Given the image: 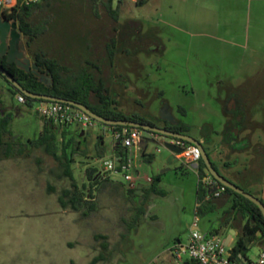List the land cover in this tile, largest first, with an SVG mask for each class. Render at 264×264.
<instances>
[{
    "label": "rangeland",
    "instance_id": "374dc122",
    "mask_svg": "<svg viewBox=\"0 0 264 264\" xmlns=\"http://www.w3.org/2000/svg\"><path fill=\"white\" fill-rule=\"evenodd\" d=\"M111 6L118 8L117 18L108 0H55L56 26L50 36L54 49L69 55L66 40L79 34L91 44L86 52L104 60L107 44L115 38L114 63L105 70L118 110L158 126L187 123L189 135L213 139L224 156L222 86L227 78L242 76L252 47H264V0H113ZM26 57L33 68L28 51ZM41 77L51 81L46 74ZM0 99L13 113L12 137L36 138L44 124L38 105L19 102L1 74ZM81 131L87 134L82 149L92 156L100 129L79 124L65 128L67 137ZM57 136L61 143L60 131ZM161 138H144L152 160L142 151L131 153L137 179L146 186L145 176H160L157 185L165 193H151L146 199L142 192L130 195L123 185H113L112 179L124 181L122 174H115L92 188L94 197L85 196L95 203L92 210L86 202L78 211L60 206L58 195L66 181L50 175L55 162L41 150H32L27 159L0 160V264H172V247L178 238L186 243L188 224L196 218L198 174L194 164L178 159L165 136ZM105 143V155H111V134L105 135ZM90 156L78 151L73 165L85 194L86 168L100 167V159ZM220 170L225 173L221 164ZM227 210L217 206L200 216L206 225L202 233L212 235L209 229L218 226ZM96 233L107 239H95ZM102 241L108 243L105 251ZM102 251L107 259L99 260ZM259 251L253 246L249 256L256 258Z\"/></svg>",
    "mask_w": 264,
    "mask_h": 264
},
{
    "label": "trees",
    "instance_id": "16d2710c",
    "mask_svg": "<svg viewBox=\"0 0 264 264\" xmlns=\"http://www.w3.org/2000/svg\"><path fill=\"white\" fill-rule=\"evenodd\" d=\"M54 1L55 0H39L30 4L18 5L11 11H0V17L17 22L18 29L26 37L25 44L27 51L32 56L33 61L38 65V71L51 76V83H46L41 80L40 76L33 70L27 71L19 67L15 62H9L6 56L0 57V64L30 92L52 95L82 103L96 114L108 119H125L157 125L154 121L141 115H129L118 110V100L112 93L105 70V66H112L114 63V49L116 47L115 38H112L111 43L107 44V58L104 60L99 56L92 57L93 54L91 52H86V49H90L91 51V44L88 40L85 41L84 36H79V34L73 35V39H71L72 37L70 38L72 42L69 44V47H71L72 51L69 55L54 49L53 43L50 41V38H52L50 36L52 32H54L56 26V24L54 25L52 13ZM93 1L94 3L97 2V0ZM143 1L144 0H141V3ZM108 2L109 7L113 11V15L117 18L118 8H112L111 5L113 0H108ZM48 41L50 42L48 43ZM82 48H84V50ZM8 83L10 84L9 90L14 95H24L26 99L25 104L28 107L32 108L38 102L44 101L43 99L28 96L11 82L8 81ZM2 109L3 104L0 99V160L27 159L31 157L32 150H41L55 162V165L49 168L50 175L59 181H66V186L63 187L58 195L60 206L64 209L70 208L71 210L78 211L86 202L88 203L89 209H94L95 203L89 202L90 200L86 199L85 196L89 195L90 197H94L92 188L105 181L109 182L110 177L106 176L98 165H89L86 168V176L89 181V192L86 194L83 192L81 186L77 182L73 166L76 162V154L78 151L82 150L84 155L87 157L90 156L82 149L81 140H75V137L67 138L64 134L63 140L59 143L54 123L44 116L43 128L36 138H29L28 140L15 139L9 132L10 124L13 120V113L9 111L3 114ZM99 124L101 130L97 135L95 154L90 156L91 158H102L106 153L105 135L108 124L102 122ZM110 126L122 127L121 125ZM163 126L182 133H187L191 129V126L187 123L172 124L170 122H165ZM114 150L121 155L126 153L124 148L120 145L115 147ZM206 150L208 154H210L207 146ZM143 154L148 160H152L154 157L153 154H147L145 151H143ZM36 160L40 163L39 158L36 157ZM212 163L220 172L217 163L213 160ZM197 169L198 177L202 178L207 170V165L203 158L199 160ZM159 180L160 176H157L149 185L142 187L145 199L150 196L151 193H165V191L160 189L157 185ZM112 183L116 186L121 185V183L114 184V181H112ZM49 190L53 191L55 189L54 187H50ZM127 191L130 195H133L135 192L134 189H127ZM211 192L208 185L198 180L196 215L204 216L206 213L213 210V198L207 199V196L211 194ZM223 195L234 196V204L230 210L225 212L220 228L226 226L237 228L238 221L247 219L232 247L230 256L236 259L239 254H242L249 259L247 254L249 247L258 240L259 233L264 235V215L255 202L229 187H227ZM233 210H236L235 216H228ZM83 214H86V211H84ZM217 231L219 230L217 229ZM95 239L106 240L107 235L96 233ZM101 245L104 251L108 249V243L106 241H102ZM98 259H107L105 252L102 251Z\"/></svg>",
    "mask_w": 264,
    "mask_h": 264
},
{
    "label": "crops",
    "instance_id": "0c3cea01",
    "mask_svg": "<svg viewBox=\"0 0 264 264\" xmlns=\"http://www.w3.org/2000/svg\"><path fill=\"white\" fill-rule=\"evenodd\" d=\"M21 40H23V37L18 39L17 43L14 42L12 44H8L9 46H11V53L13 55L20 56V52H24V55H26V50H24L23 45H21ZM69 40L70 38L67 40L66 44V46L68 47L72 42ZM250 51V57H245L248 58L247 63H243L245 64V66L242 67V76L237 80L233 78H227V82L222 86L223 96H221L219 100L223 106V110L225 113L226 125L225 131L222 132L223 135L221 137H224L223 141L224 139L226 141L225 145L220 144V148L225 152V155L222 156V152L218 150L219 147L213 139H198L201 140L205 148L206 146L209 148V155L211 159L215 161L219 165V167L220 164L223 165L225 173L221 170L220 171L224 176L244 188L246 191L254 194L264 202V47L254 46ZM53 123L55 125L56 132L60 131L62 137L65 134V128L69 129L71 126L63 124L61 125L55 122ZM92 129L98 130V128ZM86 135L87 134L85 132L81 131L70 133L68 137H66H76V139L78 140L84 138L85 140L87 139ZM140 144L141 149H139L138 147H134L131 152L133 150L143 152V147L146 145L145 140L142 139ZM113 154H115L114 149L111 155ZM194 165L197 168V164L194 163ZM112 181L116 183L120 182L116 179H112ZM145 182L148 185L151 183L147 182L146 180ZM143 186L144 185L142 184V182L138 180L136 187L134 188V194H139L140 192L144 194L142 190ZM233 204L234 196L222 195L220 197L213 198L212 207L213 210L217 206H223L224 208L230 210ZM235 214L236 210H233L228 214V216H235ZM223 216L221 217V219H219L218 226L211 227L209 229V232L211 234H221L223 236L224 243L228 241V248L232 249L236 242L238 234L240 233L241 228L247 219L238 221L237 228L228 226L220 228ZM199 217L200 216L196 215L194 221L188 224L189 231L187 232L186 243H183L182 239L178 238L175 245L172 247V252L175 246L187 245L191 232L193 230H200L202 232V228L206 229V225L201 224V220L199 219ZM217 229L219 231H217ZM231 229H233L234 232L232 236L229 237V235L231 234ZM258 236V240L249 247L247 251L249 259H247L246 257V260L252 259L249 256V251L253 246H258L260 248L258 255L261 251L264 250V235L259 233ZM171 263L197 264L188 256H184V259L182 261H178L174 257V255H172Z\"/></svg>",
    "mask_w": 264,
    "mask_h": 264
},
{
    "label": "built area",
    "instance_id": "2783aa9c",
    "mask_svg": "<svg viewBox=\"0 0 264 264\" xmlns=\"http://www.w3.org/2000/svg\"><path fill=\"white\" fill-rule=\"evenodd\" d=\"M39 0H0V11L11 10L14 7L22 4H30ZM17 100L21 103H25L26 99L24 95L18 94ZM37 111L47 119L63 125H75L79 124L88 128H98L100 122L97 121L90 114L84 110L63 101H49L44 100L37 103ZM115 141L121 142L126 148V153L113 154L104 157L102 166L104 174L109 173V177L115 174H122L124 182H126L130 188H135L137 184V177L134 173V162L131 150L134 147L141 149V140L146 138L153 140L162 139L153 131H146L137 126L122 125V127H110L109 130ZM167 142L176 145L181 148L180 152H173L178 159L188 164H198L202 158L201 149L198 145L187 142L182 138L165 137ZM160 151V148H157ZM107 176V175H106ZM113 178V177H111ZM147 182H153V178L145 176ZM202 182L208 185L211 189V194L207 196V199L220 197L222 192L226 190V185L220 183L209 172H207L202 178ZM173 255L178 261H182L184 256H188L191 260L199 264H264V250L260 254L251 260L242 262L238 258L234 259L230 256L224 240L217 234L205 235L200 230H193L191 232L187 245L175 246L173 249Z\"/></svg>",
    "mask_w": 264,
    "mask_h": 264
},
{
    "label": "water",
    "instance_id": "95a60500",
    "mask_svg": "<svg viewBox=\"0 0 264 264\" xmlns=\"http://www.w3.org/2000/svg\"><path fill=\"white\" fill-rule=\"evenodd\" d=\"M22 35L23 34L21 33V31L18 29V24H17L16 21H9V20H6V19H5V21H2L0 19V47H2L4 50L6 49V47H7V45L9 43L10 44H12L14 42L17 43V40L20 39L22 37ZM21 45H23L24 50L27 51L26 44L23 43ZM3 54H4V52H0V55H3ZM20 54H21L20 56H16V55H13L10 52V54H8V61L9 62H15L19 67L24 68L27 71L33 70L36 74H38L40 76L41 80L46 82L41 77V74H44V73H40L38 71V65L35 62H33V68H30L29 65L27 64V63H29V60L26 57V55H24V52H20ZM35 68H37V70ZM0 73H2L6 77L7 80H9L11 83H13L16 87H18L20 90H22L26 95H28L30 97L39 98V99H43V100H49V101L68 102V103H70V104H72V105L84 110L85 112L90 114L92 117H94L97 121L102 122V123L111 124V125L137 126V127L143 128L146 131H154V132H158L160 134H164L166 136L182 138V139H184L186 141H189L191 143H194V144L198 145L200 147V149H201L202 158L204 159V161H205V163L207 165V168L210 171V173L216 179H218L221 183L226 185L227 187L235 190L236 192L246 196L247 198H249L250 200L255 202L259 206V208L261 209V211H262V213L264 215V202L260 198L255 196L254 194L246 191L244 188H242L241 186H239L236 183L232 182L231 180L226 178L224 175H222L214 167V165L212 163V160H211V157L208 154V152H207L204 144L201 142V140H199V139H197V138H195V137H193V136H191L189 134L176 132V131H173V130H170V129H167V128H164V127H160V126H154V125H151V124H146V123L137 122V121H133V120L108 119V118H105V117H102V116L96 114L89 107H87L86 105H84L82 103L71 101V100L62 99V98H59V97H56V96H52V95H44V94H37V93L30 92L29 90L25 89L15 79V77L11 73H9L1 64H0ZM49 77H50V79L52 81V77L51 76H49ZM51 81L49 83H51ZM147 139H149V138H147ZM165 144L172 152H180L181 151V148H178L176 145H174V144H172L170 142H166ZM146 147H147V144L143 147L144 151L146 150ZM233 232H234V230L231 229V234L229 235V237L232 236ZM225 245H226L228 251L231 252L232 249L228 248V241L225 242ZM238 260H240L242 262H245L246 261V257L243 256L242 254H239Z\"/></svg>",
    "mask_w": 264,
    "mask_h": 264
},
{
    "label": "flooded vegetation",
    "instance_id": "af4514ba",
    "mask_svg": "<svg viewBox=\"0 0 264 264\" xmlns=\"http://www.w3.org/2000/svg\"><path fill=\"white\" fill-rule=\"evenodd\" d=\"M23 5V4H22ZM15 8V7H14ZM13 8V9H14ZM12 10V9H11ZM11 10H8V11H11ZM2 21H5V19L4 18H0ZM9 21H12V20H9ZM0 52H4V54L3 55H0V57H2V56H6L7 57V60H8V54H10V52H11V46H7L6 47V49L4 50L2 47H0ZM5 79H6V77L2 74V73H0ZM6 81H7V79H6ZM9 81V80H8ZM7 81V82H8ZM10 82V81H9ZM13 84V83H12ZM9 88H10V84H9ZM10 91V90H9ZM11 92V91H10ZM12 93V92H11ZM13 94V93H12ZM18 95V94H17ZM7 112H9V111H6L5 110V107H3V109H2V113L3 114H5V113H7ZM111 124H108V126H107V128L110 130V127H113V126H110ZM114 126H116V125H114ZM122 126V125H121ZM154 126H158V125H154ZM160 127H164L163 125L162 126H160ZM100 128V130H101V126H99L98 127V129ZM141 128V127H140ZM165 128V127H164ZM168 129V128H167ZM109 130H107L106 129V135H110L111 134V132H109ZM174 131V130H173ZM154 132V131H153ZM156 134H158L159 135V137H163V136H165V137H170V136H166V135H164V134H160V133H158V132H155ZM180 133H182V132H180ZM185 134H188V133H185ZM111 136H112V134H111ZM113 138V137H112ZM96 139H97V137H96ZM198 139V138H197ZM113 141H114V143H115V146H114V149H115V147H117V146H122L123 148H124V150H125V152L127 151L126 150V148L122 145V143L121 142H117V141H115L114 139H113ZM105 145H106V153H108V146H107V144L105 143ZM114 153L115 154H118L115 150H114ZM107 156H109V155H105V156H103L102 158H99L100 159V169H101V171L104 173V170H103V166H102V159L104 158V157H107ZM218 165V164H217ZM197 166H198V164H197ZM219 166V165H218ZM219 170H220V167H219ZM207 172H209L210 173V171L208 170V168H207V170H206V173ZM197 173H198V169H197ZM220 173L222 174V172L220 171ZM211 174V173H210ZM212 175V174H211ZM223 175V174H222ZM213 176V175H212ZM214 177V176H213ZM226 177V176H225ZM215 178V177H214ZM227 178V177H226ZM198 180H201V178H199L198 177ZM218 180V179H217ZM230 180V179H229ZM219 181V180H218ZM201 182H202V180H201ZM220 182V181H219ZM119 183H121V185H123L124 187H126L127 189H134V188H130L129 187V185L126 183V182H124V181H120ZM203 183V182H202ZM221 183V182H220ZM203 184H205V183H203ZM238 185V184H237ZM226 189H227V186H226ZM226 192V190L224 191V192H222L221 194L223 195L224 193ZM134 195V194H133ZM221 195V196H222Z\"/></svg>",
    "mask_w": 264,
    "mask_h": 264
}]
</instances>
